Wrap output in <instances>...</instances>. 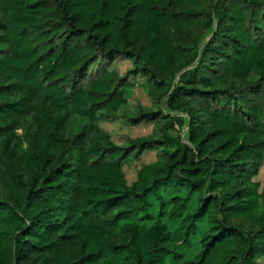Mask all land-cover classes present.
Returning <instances> with one entry per match:
<instances>
[{
    "label": "trees",
    "instance_id": "obj_1",
    "mask_svg": "<svg viewBox=\"0 0 264 264\" xmlns=\"http://www.w3.org/2000/svg\"><path fill=\"white\" fill-rule=\"evenodd\" d=\"M263 161L264 0H0V264H264Z\"/></svg>",
    "mask_w": 264,
    "mask_h": 264
},
{
    "label": "rangeland",
    "instance_id": "obj_2",
    "mask_svg": "<svg viewBox=\"0 0 264 264\" xmlns=\"http://www.w3.org/2000/svg\"><path fill=\"white\" fill-rule=\"evenodd\" d=\"M112 70L117 71L119 76H125L127 71L133 67L132 62L127 59H117L112 63L110 66ZM129 78V81L131 82L130 85V97L128 99V104L126 106H123L120 109V112L124 110L125 108L129 110H133L136 104L142 103L146 106H151L152 102L150 97L147 94L146 89L144 88V78L140 75L138 76H131L127 77ZM102 126H104L107 130H109L114 140L119 144H124L127 142V136L136 137L141 136L144 134H148L153 130V125L149 123H141L138 125H129L127 124L122 118H109L106 120H103L101 122ZM157 158V151L152 150L143 153L140 159L133 160L130 159L125 164V170L127 177L130 181L134 180L136 178L137 170L139 166L143 163H148ZM256 180H258L261 183V186H264V161L262 163V166L259 170V174L255 177ZM196 197H194L190 205L193 207L196 204ZM170 207V206H168ZM158 210V209H157ZM155 212V209H154ZM157 212V211H156ZM156 214V213H155ZM164 219L169 223L170 227L172 229H175L177 227L178 218L172 219L170 216H165ZM152 221H147V224H151ZM203 221L201 225L203 226ZM200 248V245L198 243V239H195L193 241L192 248L190 252L194 254L197 252V250Z\"/></svg>",
    "mask_w": 264,
    "mask_h": 264
}]
</instances>
